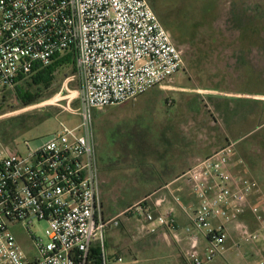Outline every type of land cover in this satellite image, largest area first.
Listing matches in <instances>:
<instances>
[{
	"label": "built area",
	"instance_id": "built-area-1",
	"mask_svg": "<svg viewBox=\"0 0 264 264\" xmlns=\"http://www.w3.org/2000/svg\"><path fill=\"white\" fill-rule=\"evenodd\" d=\"M66 54L73 55L76 73L58 96L69 95L47 103L66 100L58 105L62 113L81 124H60L37 148L25 140V152L17 141L0 138V264H90L93 242L119 227L121 215L138 217L150 233L163 229L185 241L190 264L226 257L233 233L237 252L264 238V198L255 202L264 196L255 179L233 172L234 142L179 178L196 205L184 204L174 183L165 186L188 220L183 229L173 212L160 211L164 198L153 205L144 200L110 220L103 216L92 110L133 101L184 68L182 52L148 0H0V98ZM247 214L253 228L243 220ZM40 222L46 223L42 237L32 232ZM22 225L30 252L14 234Z\"/></svg>",
	"mask_w": 264,
	"mask_h": 264
},
{
	"label": "rangeland",
	"instance_id": "rangeland-1",
	"mask_svg": "<svg viewBox=\"0 0 264 264\" xmlns=\"http://www.w3.org/2000/svg\"><path fill=\"white\" fill-rule=\"evenodd\" d=\"M154 1L148 0L149 5L170 34L175 46L182 52L184 68L170 82L161 87L153 88L147 93H156L162 96L163 100L169 98L163 108L175 105L180 111L173 109L171 112L173 114L178 112L176 114L178 117H182L181 112L184 106L191 107L192 114H194V110L199 109V112L195 113L197 119L201 120L200 124L202 125V122L204 124L199 127V129L202 128L201 137L199 133L190 131L197 136L196 146L193 137L191 138L192 142L187 141L192 149H198V144H202V147L205 148L206 144L213 143L216 138L219 141H224L223 129H225L231 134L232 141L236 143L235 148L238 144L248 145L246 151L251 154L253 147L258 145L260 139L264 137V129L256 130L264 124V112L257 107L258 105L248 101V98L242 95H264V30L260 38L254 35L253 32L246 30L244 34H246L247 43L244 46L247 48L245 50H237V48L240 45L239 32L243 26H256L257 28L261 26L264 29V0ZM250 43L251 45H249ZM71 72L72 67L62 68L57 73V80L54 85V87L60 85L56 93L52 95L44 94L40 102L34 105L23 107L14 90L8 92L5 98H0V132L2 131L8 139L14 138L13 142L20 143L23 152L26 151L23 144L25 140L29 141L33 148H37L60 127V124H65L71 128L81 124L80 117L62 113V109L58 105H65L66 100L60 101L57 103L58 105L47 103L55 98L61 99L69 95L64 92L61 96H58L64 89L66 79L72 77ZM24 83L25 81L22 82V84ZM179 87H188L190 94L179 95ZM203 87L217 88L231 93V96L222 99L207 97L202 92H197L198 89ZM68 88L71 91H76V83L72 85L70 83ZM145 99H147V96H144L141 100L144 102ZM186 102H188V105L185 104ZM214 109L220 110L221 113L229 111L230 114L234 113L233 115L244 113L248 118L240 123L227 121L224 125H221L215 116L216 113L214 112L216 111ZM115 110L118 111L119 107L93 109L92 117L97 158L100 164L108 165L106 167L108 171L112 169L118 171L117 180L122 189L123 180L131 176L130 174L133 176L137 173L135 171L134 174L133 171L129 172L126 166L129 159L133 160V158L138 157L129 154V150L134 148L136 141H140L139 145L146 146L155 139L156 143L153 146L157 151L153 149V153L145 147L146 155H141L142 158L155 157L161 167L167 166L168 163L166 162L168 160L173 164L167 167L172 166V172L178 170L180 167L178 162L182 161L185 155L177 153L178 146H182L180 139L173 141L171 137L169 139L164 138V136H167V132L170 135V131L167 130L170 120H166V123L162 124V119L159 117L149 120V117H146L147 113H144V115L142 114V121L137 122L138 126L144 129L143 132L139 134L124 132L126 123L122 119L106 121L103 118L105 114ZM166 113L162 112L164 115ZM15 121L16 124L23 123L22 130H12L11 127L14 126ZM171 123L170 125H172ZM135 137H137L136 141ZM0 138L2 139L1 135ZM157 140L163 141V149L155 147L158 145ZM165 140H170L167 142L169 144L173 143L172 146L170 147ZM251 155L262 160L258 149ZM147 167L149 168V166ZM145 174L153 175L154 172L148 169ZM257 182L264 196V168L263 172H260ZM152 185L150 182L146 185L141 184L140 188L138 187L135 191L144 193ZM120 193L122 194V190ZM159 197L160 195L147 196L144 200L152 205ZM127 201V193L119 196L117 203L114 204L116 206L115 212L120 213L126 207L125 203ZM171 205L178 213L177 205L173 202ZM120 221L123 224L112 228L114 230L105 236L108 243L112 241L115 245H119L108 251L112 255L110 258L111 264H190L184 254L188 249V244L185 241H175L171 233L163 229L150 233L149 225L147 226L142 220L133 215H121ZM45 227L46 223L40 222L37 228L32 229V232L37 234L38 237H42ZM109 229L111 230V228ZM14 234L22 247L30 252L31 244L25 227L22 225L15 228ZM204 245V242H202L201 252ZM243 248L244 245L242 244L240 252L236 250L229 251L226 257L217 259L214 264H245L240 256V253L244 250ZM118 257H122L123 261L118 262ZM262 261H264V256H258L250 260L249 263L260 264Z\"/></svg>",
	"mask_w": 264,
	"mask_h": 264
},
{
	"label": "crops",
	"instance_id": "crops-1",
	"mask_svg": "<svg viewBox=\"0 0 264 264\" xmlns=\"http://www.w3.org/2000/svg\"><path fill=\"white\" fill-rule=\"evenodd\" d=\"M246 30L253 32L254 35H257L260 38L261 35L263 34L262 31L264 29L261 28V26L260 28L259 27L257 28L256 26L255 27L243 26L239 32L240 45H239V48H237V50H245L247 48L246 46H244V44L246 45L247 43L246 42L247 39L245 38L246 34H244ZM249 45H251V43ZM234 50L236 49L234 48ZM179 88H180L178 90L179 95L184 96V95L190 94V92H188L189 90L188 87H179ZM197 92L198 93L202 92L207 97H212V98L214 97L216 99L229 98L231 96V93H227L226 91H222L217 88L215 89V88H204L203 87L201 89H198ZM148 93L140 96L139 98L133 101L127 102L124 105L117 106L119 107L118 111L115 110L112 112H108L107 114H105L103 118L106 119V121H116L120 118L122 119V121L126 123L125 124L126 126L124 127V132H133L137 134L143 132L144 130L141 127H139L137 123L138 121H142L141 118L143 117L142 114L144 115V113L145 114L147 113L146 117L147 118L149 117V120L150 119L154 120L156 117L157 118L159 117L160 119H162V124L166 123V120H170L172 123L169 122V124L167 125V130L170 131V135H168V132H167V136H164V138L169 139V137H171L173 141L175 139H180L182 146H178L177 153H179L180 155L184 154L185 157H183L182 161L178 162L180 166L178 170L175 172H172L173 171L171 169L172 166L167 167L168 165L173 164L171 163V161L167 160L166 163H168V165L165 167H161L159 165L158 159H155V157L142 158L141 155H146L145 154L146 148H148L150 152H153V149L157 151V149H155L153 146L154 143H156L155 139L154 141H152V143H149L145 146V145H139L140 141H136L137 137H135L136 142H135L134 148L129 150L130 152L129 154L136 155L138 157L133 158V160L129 159V162L128 161L126 162V166L129 172L133 171V174H134V171H135L137 173L133 176L132 174H130L131 176H129L126 180H123L124 181L123 189L121 188V184L117 180L118 171L114 169H112L111 171H108L106 169L108 165L100 164L98 160V166L100 170V184H101L103 216L106 220L113 219L121 215L122 213H124L129 208L144 201V199H146L147 196L160 195L159 198L165 199L164 203L159 208L160 211L163 213H167L169 211L173 212L174 218L176 219L178 226L180 227V229H183L188 224V220L178 206H177L179 209L178 213L176 212V209L172 207L171 203L173 202V200L164 190L165 186L168 184L174 183L175 188L180 190L179 194L182 197L183 203L186 205H196L195 196L190 192L187 186L183 185L182 182L179 181V178L191 166L197 164L200 160L208 157L216 150L224 147L226 144L233 142L232 141L233 139H231L232 138L231 134L228 131H225V129H223L225 142L223 140L219 141V139L217 140L216 138L215 139L216 141H214L213 143L210 142L209 144H206L205 148L202 147V144H198V149L197 148L192 149L191 146H189L187 141L190 140L192 142L193 140H191V138L193 137L195 146H196L197 136L196 134H192L190 131L199 133V136L201 137L202 128L199 129V127H201L204 124V122H202V125H201L200 124L201 120L197 119L198 117L196 113L199 112V109L194 110V114H192L190 110L191 107L184 106L181 112L182 117L179 116L180 117L179 118L178 116H176L178 112H176V114H173L171 112L173 109L180 111L177 107H175V105L174 106L169 105L167 106L168 108H165V109L163 108L164 105L167 104V100L169 98H165V100H163V97L156 93H150V94ZM238 95L241 96L240 94ZM144 96H147V99H145L143 102L141 99ZM242 96L248 98L247 100L250 102H253V104L258 105L257 107L264 112V95L246 94ZM172 102H175V101H172ZM185 104L188 105V102H186ZM214 110L216 111L214 112L216 113L215 116L217 117V120L221 125H224L227 121L240 123L248 118L244 113L243 114L236 113L235 115H233L234 113L230 114L229 111H227L226 113H221L220 110L218 109H214ZM162 112L164 113L167 112V113L164 115L162 114ZM170 123L172 125H170ZM263 129H264V124L256 128V130H263ZM186 132H188L189 134H187ZM157 141H158V145L155 147L163 149V146H164L163 141H160V140H157ZM167 141H170V140H165V142ZM172 144L170 143L169 146L171 147ZM247 147L248 145L238 144L237 148H235L234 156L232 157L231 167H232L233 172H235L236 174L248 175L257 181L258 178L260 177V172H263V168H264V161H263L264 137L260 139V142L258 143V145L253 147L251 151V154H253L254 151L258 149V153L259 155L262 156V160L248 153L246 151ZM153 153L152 155H154ZM147 166H149V168ZM148 169L154 172V174L146 175L145 171ZM148 182L153 184L149 190L144 191V193L141 191L139 193L135 191L138 187L140 188L141 184L146 185L148 184ZM121 190H122V194L127 193L128 201L125 203L126 207L122 209L121 212L119 211L120 213H118V212H115L116 206L114 204L117 203L118 197L122 195L120 193ZM159 198H157L156 200H158ZM263 198L264 197L258 195L255 197V202L260 203L262 202ZM243 220L246 221L248 224H250L252 228L254 227L253 218L251 217L250 214H247L246 216H244ZM121 224H123L122 221H121ZM113 230L114 229L112 228L111 230L107 229L98 236V238L93 242L91 246L90 256L93 255V257H95L94 255H101L103 262L105 259H107L109 261V264H111L110 258L112 255L108 253V251L112 247L119 246V245H115V243H113L112 241L108 243L107 240H105V236L109 235ZM235 242H236V237L234 236V233H233L232 237L229 239V242H228L230 251L235 250L233 249ZM243 249L244 250L240 254V256L244 260L245 264H251L249 263L250 260H253L254 258L258 256H264V238L255 244L244 245Z\"/></svg>",
	"mask_w": 264,
	"mask_h": 264
},
{
	"label": "trees",
	"instance_id": "trees-1",
	"mask_svg": "<svg viewBox=\"0 0 264 264\" xmlns=\"http://www.w3.org/2000/svg\"><path fill=\"white\" fill-rule=\"evenodd\" d=\"M154 1V0H152ZM155 3V1H154ZM156 5V4H155ZM64 67H72V76L76 73L75 61L72 54L58 55L54 62L45 68H37L36 72L27 78L19 80L18 85L14 89L17 99L23 107H28L40 102L44 94H54L59 89V86L54 87L57 80V73ZM22 84V82H24ZM7 94L3 97L5 98ZM13 131L23 128V123L16 124L11 127ZM2 140L5 144H10L14 138L6 137L3 132H0ZM89 257L90 264H103L101 255H94Z\"/></svg>",
	"mask_w": 264,
	"mask_h": 264
}]
</instances>
